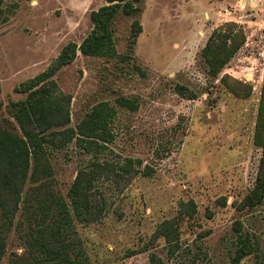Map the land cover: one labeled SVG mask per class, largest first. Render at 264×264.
I'll return each instance as SVG.
<instances>
[{"label": "rangeland", "instance_id": "obj_1", "mask_svg": "<svg viewBox=\"0 0 264 264\" xmlns=\"http://www.w3.org/2000/svg\"><path fill=\"white\" fill-rule=\"evenodd\" d=\"M143 1V30L133 43L134 17L121 14L114 24L117 50L132 55L129 60L78 52L54 76L59 89L72 96V125L90 107L108 100L118 111L113 149L155 168L153 176L138 175L117 188L115 205L103 220L78 224L89 261L150 264L155 253L164 264H229L238 220L259 247L261 260L264 201L243 211L235 203L254 186L262 156L254 135L264 82V0ZM5 3L12 13L0 23L3 111L9 101L26 97L15 90L20 83L44 71L69 42L81 43L93 27L91 12L107 0ZM227 21L244 27L246 42L217 78L210 77L200 53L213 29ZM176 84L194 91L196 98L178 94ZM119 95L136 99L139 108L120 107ZM77 149L72 143L53 157L63 193L77 173ZM190 199L197 213L179 223L181 247L168 255L159 226L178 214L180 200ZM7 245L1 264L23 251L15 231ZM241 264H253V256Z\"/></svg>", "mask_w": 264, "mask_h": 264}, {"label": "trees", "instance_id": "obj_2", "mask_svg": "<svg viewBox=\"0 0 264 264\" xmlns=\"http://www.w3.org/2000/svg\"><path fill=\"white\" fill-rule=\"evenodd\" d=\"M143 10V0H107V4L91 12L93 27L80 44H66L44 71L15 88L26 93L25 98L9 101L4 111L0 99V264L12 231L17 233L23 251L14 253L8 264H91L78 224L100 222L114 207L112 198L117 188L128 186L138 175H154L155 168L143 165L140 157H124L113 149V123L118 114L114 105L101 100L72 125V96L61 91L54 78L76 59L78 52L129 60L132 55L117 50L114 24L121 14L134 17L133 43L143 30L139 18ZM10 13L5 0H0V23L8 21ZM245 42V29L235 21L213 29L200 53L205 73L217 78ZM137 68L144 73L141 67ZM225 85L237 90L235 83L226 81ZM175 91L185 98H196V93L185 85L176 84ZM115 100L131 111L139 108L136 99L119 95ZM254 141L262 156L254 186L243 200L235 203L240 211L253 209L264 201V82ZM72 143L81 159L74 179L63 193L57 184L53 157ZM156 154L162 156L159 149ZM196 213L192 199L180 200L178 214L160 224L158 233L165 238L168 255L181 247L179 223ZM233 226L236 239L229 264H241L250 256L253 264H264V258L257 256L259 247L243 232L242 222L238 220ZM150 264L164 263L151 253Z\"/></svg>", "mask_w": 264, "mask_h": 264}]
</instances>
